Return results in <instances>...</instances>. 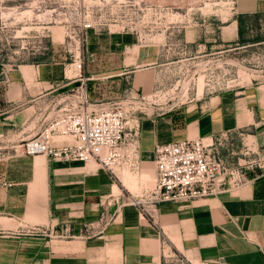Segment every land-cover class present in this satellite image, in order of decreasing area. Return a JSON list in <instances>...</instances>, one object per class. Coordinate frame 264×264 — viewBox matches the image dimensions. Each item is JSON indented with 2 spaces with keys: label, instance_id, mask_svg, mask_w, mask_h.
<instances>
[{
  "label": "crops",
  "instance_id": "obj_1",
  "mask_svg": "<svg viewBox=\"0 0 264 264\" xmlns=\"http://www.w3.org/2000/svg\"><path fill=\"white\" fill-rule=\"evenodd\" d=\"M257 11L253 1L239 13ZM17 69L6 82L0 80V130L20 140L31 135L33 120L39 126L47 101L66 95L71 81L55 63ZM12 104L18 107L11 109ZM231 132L236 134L233 161L252 163L241 166L243 184L229 189L233 194L226 190L183 206L160 203L157 222L171 247L191 264H264V81L140 119L128 172H108L92 161L27 157L19 179L0 186V264H161L159 233L128 201L154 178L155 144L207 142ZM23 225L64 227L72 239L50 244L18 234ZM90 228L93 232L85 234Z\"/></svg>",
  "mask_w": 264,
  "mask_h": 264
},
{
  "label": "rangeland",
  "instance_id": "obj_2",
  "mask_svg": "<svg viewBox=\"0 0 264 264\" xmlns=\"http://www.w3.org/2000/svg\"><path fill=\"white\" fill-rule=\"evenodd\" d=\"M253 1L257 12L239 13ZM37 62L60 67L71 81L64 87L68 96L84 90L92 102L124 100L131 112L128 127L133 119L264 81V0H0V80ZM37 125L33 120L29 137ZM232 135H225L222 150L235 157ZM24 140L0 130L2 187L19 179L26 158L34 156L23 153ZM236 165L249 167V162ZM115 169L122 173L126 166ZM152 186L153 180L128 201L159 233L161 264H191L171 247L156 218L158 204L183 206L191 200L154 204L147 198ZM17 232L50 244L72 239V232L50 225H23Z\"/></svg>",
  "mask_w": 264,
  "mask_h": 264
},
{
  "label": "built area",
  "instance_id": "obj_3",
  "mask_svg": "<svg viewBox=\"0 0 264 264\" xmlns=\"http://www.w3.org/2000/svg\"><path fill=\"white\" fill-rule=\"evenodd\" d=\"M125 106L121 99L92 102L84 90L55 97L47 101L37 132L21 142V149L26 155L42 154L51 160L92 161L108 172L129 165L136 149L138 121L133 119L126 126L131 112ZM224 144L225 136L207 142L192 138L155 144L148 200L155 204L206 198L243 184L244 172L232 164L234 153L222 150ZM223 151H228L225 156Z\"/></svg>",
  "mask_w": 264,
  "mask_h": 264
},
{
  "label": "trees",
  "instance_id": "obj_4",
  "mask_svg": "<svg viewBox=\"0 0 264 264\" xmlns=\"http://www.w3.org/2000/svg\"><path fill=\"white\" fill-rule=\"evenodd\" d=\"M239 23V22H238Z\"/></svg>",
  "mask_w": 264,
  "mask_h": 264
}]
</instances>
